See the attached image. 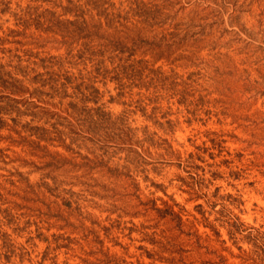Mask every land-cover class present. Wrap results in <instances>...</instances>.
Returning a JSON list of instances; mask_svg holds the SVG:
<instances>
[{
    "label": "rangeland",
    "instance_id": "374dc122",
    "mask_svg": "<svg viewBox=\"0 0 264 264\" xmlns=\"http://www.w3.org/2000/svg\"><path fill=\"white\" fill-rule=\"evenodd\" d=\"M157 1L168 8L174 35L167 32V23L162 29L131 22L107 30L93 14L85 17L98 40L134 42L137 54L165 74L175 73L178 88L191 94L192 103L182 99L183 104L177 100L171 106L169 117L177 126L170 132L156 129L171 149L161 144L156 149L161 156L143 166L165 194L141 176L126 174L125 150L109 149L104 164L93 167L81 161L84 155L100 158L94 145L75 148L78 155L59 147L14 143L2 130L0 264H264V0ZM34 37L35 47L61 51L43 35ZM120 102L104 106L114 114L131 109ZM129 124L155 129L138 112L130 114ZM204 145L219 153L204 162L183 160L186 152ZM201 168H215L219 177H202ZM46 173L52 177L45 180L51 190L40 185ZM215 187L216 194L229 193L241 201L240 210L227 206L241 231L232 237L228 223L217 221L225 213L203 220L193 208L212 199ZM66 200L70 208L63 205ZM166 206L179 216L180 228L156 212ZM6 210L15 220L3 218ZM8 219L11 223H5ZM38 232L48 240L52 234L67 237L60 242L68 245L41 259L45 243L36 237ZM246 233L261 240L252 245L242 237Z\"/></svg>",
    "mask_w": 264,
    "mask_h": 264
},
{
    "label": "trees",
    "instance_id": "16d2710c",
    "mask_svg": "<svg viewBox=\"0 0 264 264\" xmlns=\"http://www.w3.org/2000/svg\"><path fill=\"white\" fill-rule=\"evenodd\" d=\"M86 14H93L107 30H119L131 22L161 29L167 23V29H170L167 32L172 35L176 30L168 8L157 0H26L24 4L21 0H0V131L6 130V138L14 143L37 148L59 147L78 155L86 144L94 145L100 151L97 154L100 158L94 160V157L84 155L81 161V164L93 167L96 162L104 164L102 160L109 158V149L125 150L126 174L141 176L154 191L165 194L162 184L149 180L148 169L143 166L155 162L148 160L161 156L156 153L161 144H167L166 148L171 149L167 139L159 137L156 129L173 130L178 122L169 117L171 106L177 100L180 104L192 103L188 99L191 94L185 92V87L178 88L181 84L175 73L165 74L160 66L153 67L137 54L134 42L127 45L98 40ZM35 34L43 35L61 51L49 52L35 47L36 43L32 41L36 39ZM141 42L150 43L147 40ZM109 84H112L111 88ZM120 99L121 105L131 109L125 107L114 114L104 106L106 102ZM137 112L155 129L149 130L148 125L131 126L129 116ZM195 149V153L186 152L183 160L204 162L205 157L213 159L219 153L209 145L195 146ZM180 154L179 150L175 153L179 161ZM205 164L207 168L210 166ZM201 170L202 177L209 173L212 178H217L220 174L215 168ZM114 171L111 169L110 174L115 175ZM50 178L48 173L41 176L40 185L47 190L51 188L45 180ZM216 191L215 187L211 192L212 199L206 200L204 205L197 203L193 208L203 220L212 213H225L223 219L217 218V221L228 223L227 234L232 237L241 231L237 217L227 206L240 210L241 201L229 193L216 194ZM63 205L70 208L68 200L63 201ZM217 205L219 208L215 209ZM156 212L159 216H169L180 228L179 216L168 206L162 211L156 209ZM7 216L15 220L6 210L3 218ZM10 219L5 223H11ZM192 220L198 221L195 216ZM192 220L188 221L192 223ZM36 237L45 243L41 259L49 251L68 245L60 242L67 241V237L60 235L52 234L48 240L38 232ZM242 237L250 240L252 245L259 242L258 238L261 240L251 233ZM169 244L174 247L173 243ZM5 258L7 261V255Z\"/></svg>",
    "mask_w": 264,
    "mask_h": 264
}]
</instances>
